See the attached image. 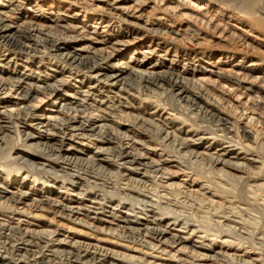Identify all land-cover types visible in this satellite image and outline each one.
<instances>
[{
    "label": "bare ground",
    "instance_id": "1",
    "mask_svg": "<svg viewBox=\"0 0 264 264\" xmlns=\"http://www.w3.org/2000/svg\"><path fill=\"white\" fill-rule=\"evenodd\" d=\"M0 264H264V3L0 0Z\"/></svg>",
    "mask_w": 264,
    "mask_h": 264
},
{
    "label": "rangeland",
    "instance_id": "2",
    "mask_svg": "<svg viewBox=\"0 0 264 264\" xmlns=\"http://www.w3.org/2000/svg\"><path fill=\"white\" fill-rule=\"evenodd\" d=\"M211 1L213 2V4L215 3L217 5H220L221 7L228 8V9H234L236 11L238 10V8L242 7V5H245L248 2V0H211ZM250 1L254 2L255 4L264 3L263 0H256V2L255 0H250Z\"/></svg>",
    "mask_w": 264,
    "mask_h": 264
}]
</instances>
